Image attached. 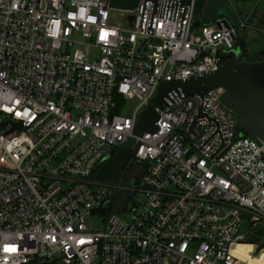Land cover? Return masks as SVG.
<instances>
[{"label":"built area","instance_id":"2783aa9c","mask_svg":"<svg viewBox=\"0 0 264 264\" xmlns=\"http://www.w3.org/2000/svg\"><path fill=\"white\" fill-rule=\"evenodd\" d=\"M156 1L0 0V264H235L242 223L264 220V141L232 132L220 87L155 107L156 130L132 134L160 80L235 54L232 23ZM129 136L139 183L97 179Z\"/></svg>","mask_w":264,"mask_h":264},{"label":"water","instance_id":"95a60500","mask_svg":"<svg viewBox=\"0 0 264 264\" xmlns=\"http://www.w3.org/2000/svg\"><path fill=\"white\" fill-rule=\"evenodd\" d=\"M140 0H106L107 5L114 9H131ZM238 0H161L160 14L174 17L178 5L190 4V21L192 24L214 22L216 27L227 26V15ZM155 10L156 0H152ZM220 87L223 90L222 100L231 105L235 113L232 132L245 134L250 138L264 141V57L248 59L236 52L224 59L219 66L211 71H201L193 75L168 80H160L150 102L139 111L133 125L132 134L156 130L157 112L155 107L162 108L183 95L201 97L208 90ZM197 116H204L198 109ZM137 142L133 136L112 145L101 160L106 159L115 151L129 148V159L122 168L120 182L137 185L147 162L134 158ZM134 167L137 168V172ZM120 189L114 197L112 211H116L125 199L119 196Z\"/></svg>","mask_w":264,"mask_h":264},{"label":"flooded vegetation","instance_id":"af4514ba","mask_svg":"<svg viewBox=\"0 0 264 264\" xmlns=\"http://www.w3.org/2000/svg\"><path fill=\"white\" fill-rule=\"evenodd\" d=\"M226 21L233 24L235 41L242 43L240 55L251 60L264 57V0H238L227 15ZM249 29L255 32V36L246 40L245 33ZM125 149L126 164L130 149ZM134 169L137 172V168Z\"/></svg>","mask_w":264,"mask_h":264},{"label":"rangeland","instance_id":"374dc122","mask_svg":"<svg viewBox=\"0 0 264 264\" xmlns=\"http://www.w3.org/2000/svg\"><path fill=\"white\" fill-rule=\"evenodd\" d=\"M241 37V35H239ZM253 36H255V32L252 29H249L245 33V39L249 40ZM78 39V38H76ZM262 44V43H261ZM75 46H72L70 49H73ZM242 48V43L240 41L234 42V53L240 52ZM127 149H121L115 151L112 155L104 159L102 162L99 163L98 167L95 169L94 173L96 174V178L102 181H113L115 178L118 179L119 174L122 168L125 165V153ZM89 223L92 229H99L101 227V216L99 213H92L89 217ZM256 221V224H254ZM254 224L252 227L247 229V226L242 223V229H247V237L250 236L248 240L249 248L251 256L248 258V264H261L262 260L264 259V220L260 217L254 219ZM258 232L255 237H252L250 233Z\"/></svg>","mask_w":264,"mask_h":264},{"label":"crops","instance_id":"0c3cea01","mask_svg":"<svg viewBox=\"0 0 264 264\" xmlns=\"http://www.w3.org/2000/svg\"><path fill=\"white\" fill-rule=\"evenodd\" d=\"M261 223V222H259ZM249 228H254V227H249ZM247 228V229H249ZM258 234V232H254L252 231V233H250V235L252 237H255ZM248 239H250V236L248 237ZM248 240L244 241V242H238V243H233L230 246V250L231 253L233 254L234 258H235V264H248V258L249 256L252 257L250 251L248 250L249 248V244H248ZM264 264V259L262 260V263Z\"/></svg>","mask_w":264,"mask_h":264}]
</instances>
